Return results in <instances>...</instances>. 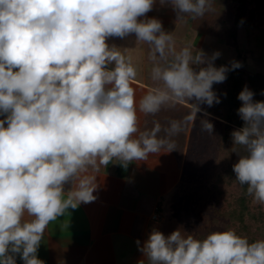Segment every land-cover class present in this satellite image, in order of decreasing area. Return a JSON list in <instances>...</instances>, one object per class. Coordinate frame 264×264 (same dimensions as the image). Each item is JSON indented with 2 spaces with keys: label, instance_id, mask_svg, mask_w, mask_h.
<instances>
[{
  "label": "clouds",
  "instance_id": "1",
  "mask_svg": "<svg viewBox=\"0 0 264 264\" xmlns=\"http://www.w3.org/2000/svg\"><path fill=\"white\" fill-rule=\"evenodd\" d=\"M155 3L0 0V264H16L17 255L23 264H45L37 253L49 224L97 199L90 169L175 149L169 138L180 133L181 122L170 121L164 137L158 122L137 136L138 111L155 114L195 100L185 118L192 120L200 104L220 102L213 85L230 70L214 65L220 53L208 57L195 48L194 54L190 46L175 51V38L160 20L140 19ZM160 3H169L180 21L204 17L213 0ZM130 34L150 46L151 79L162 84L138 102L136 68L107 43ZM240 67L233 62L231 70ZM253 97L247 86L238 95L244 126L231 136L244 154L234 148L239 158L232 168L247 195L264 206V101ZM213 128L201 121L202 131ZM140 251L147 264H264V239L250 242L232 229L203 239L182 229L169 235L153 229Z\"/></svg>",
  "mask_w": 264,
  "mask_h": 264
},
{
  "label": "crops",
  "instance_id": "2",
  "mask_svg": "<svg viewBox=\"0 0 264 264\" xmlns=\"http://www.w3.org/2000/svg\"><path fill=\"white\" fill-rule=\"evenodd\" d=\"M213 1L223 3L222 0ZM160 4V1L156 0L153 9L146 17L140 19L156 18L161 21L163 30L172 32L174 36L177 31L176 24L179 23L177 13L173 8L170 9L172 6L169 3ZM222 9L219 17L222 15ZM187 19L190 21L186 36L189 35L190 38L182 43L175 41V48L191 44L202 50L195 44L199 35L197 26L192 27L195 19ZM252 26L256 32L257 24ZM201 27L208 34L203 24ZM131 36L136 43L134 51L128 50L125 43L121 45L119 40L112 43L109 38L107 43L119 47L136 68L137 76L132 81V86L138 102L156 86L151 79L153 61L150 58V46L137 42L135 34ZM250 43V39L245 41L246 45ZM248 53L250 54L247 55L244 65L255 63L254 53ZM259 63L264 64L263 61ZM250 72L264 74V69ZM179 102L188 105L186 102ZM158 113L145 114L138 111L137 136L153 129L156 124L153 123L154 118ZM166 123H160L161 128H167L168 120ZM170 140L175 143L174 138L170 137ZM174 145L176 147L173 151L168 152L164 148L160 152L149 154L146 160L132 161L129 164L113 160L108 166L98 165V170L90 169L86 174L95 177L97 189L94 195L97 199L91 203H81L76 209L70 208L64 216L51 222L39 246L38 258L45 264H147L140 247L147 240L149 233L156 229L165 235L168 234L165 222H162V219L154 220L153 214L159 210L163 218L164 203L186 180L184 164L187 143L184 149H179L177 143ZM70 187L71 185H66L65 190ZM137 241L140 242L139 245ZM16 264H23L19 255L16 256Z\"/></svg>",
  "mask_w": 264,
  "mask_h": 264
},
{
  "label": "trees",
  "instance_id": "3",
  "mask_svg": "<svg viewBox=\"0 0 264 264\" xmlns=\"http://www.w3.org/2000/svg\"><path fill=\"white\" fill-rule=\"evenodd\" d=\"M259 6L260 0H230L224 10L226 13L217 19L209 20L204 28L210 36L225 40L232 46L240 48L241 42L244 41V23L254 20ZM185 46H190L194 54L195 50L198 49L194 45L184 44L179 48L176 47L175 51H179ZM239 48L236 53L239 58L236 62H240L242 67L231 70L233 62L219 58L214 61L217 68L227 66L230 69L227 72V79L223 83L213 85V91L220 99L219 103H214L211 107L199 105L201 110L196 114V117L192 120H186L185 118L193 112L191 104L196 103V101H183L188 105L177 101L171 106L162 107L153 123L163 124L167 120L168 122L173 120L181 122L182 130L171 138H174V144L177 143L179 149H184L187 143V151L192 153V156L190 153L185 158V179L188 178L187 175H192L193 169H196L198 174L202 173L206 176L209 173L210 176L214 175L213 163L219 162L218 153H220V149L225 148L224 150L229 154L231 161H223L221 173L218 174L219 176L211 186L212 189L219 191L222 188L221 192L224 197L220 201L216 199L218 198L217 195L213 203L211 202V207L219 212L221 218L227 221V226L221 231L232 229L238 235L247 237L251 242L264 239V206L254 202L252 197L247 195V186H242L235 180L232 166L239 157L233 150L234 148L238 149L241 154L244 152L239 146L233 145L231 133L244 126V121L238 115V109L242 105L238 95L243 88L247 86L254 93V101L264 100V74H255L244 68L246 59L243 55L244 51L239 50ZM205 54L208 57L212 56ZM171 57L172 54L169 53V59ZM153 84L156 87H162L160 82L154 81ZM202 120H208L213 124L212 133L201 130ZM164 129L161 128L160 136L166 135Z\"/></svg>",
  "mask_w": 264,
  "mask_h": 264
},
{
  "label": "rangeland",
  "instance_id": "4",
  "mask_svg": "<svg viewBox=\"0 0 264 264\" xmlns=\"http://www.w3.org/2000/svg\"><path fill=\"white\" fill-rule=\"evenodd\" d=\"M222 1V4L213 1L212 11L206 13L202 18L195 19L192 27L197 26L196 28L199 30V35L195 39V44L199 45L202 50L207 51L208 53L213 54L215 52H219V59L227 62H236L239 58V56L237 57L236 55L239 47L236 48L225 40H220L206 34L201 27L202 24L205 26L209 20L219 18L218 14L222 8V14L224 15L226 13L224 10L230 0ZM170 9H172V7H170ZM189 21L190 20L188 19H184L180 20L179 23L176 24L177 31L174 35L176 42L182 43V41L190 38L189 35L186 36ZM255 23L258 28L256 32L252 26ZM244 27V41L241 42L239 50L244 51L243 55L245 56V59L248 57L247 55L250 54L248 52H251V54L254 53L253 57H255V63L249 62V64L244 65V68L250 71H258L260 68L264 69V64L259 63L262 61L264 62V0H260V6L254 20L252 22H245ZM247 39H250V45L245 44ZM110 40L112 43L119 40L121 41V45H124L125 43L128 47L127 49L130 51H134V49H136L134 47L136 43H134L135 40L132 38L131 34L123 39L112 37ZM130 46H132V48ZM202 105L207 104H200V106ZM224 149H220L221 154L217 152L219 162H216V164L213 163L212 170L214 175L210 176L209 173H207L208 175L205 176L202 173L198 174V171L193 169L192 175L190 174L175 194L164 203L163 218L160 220L165 222L164 224L168 233L167 235L172 233L174 230L182 229V231L185 232V235L191 234L197 239H203L207 234L214 231H221L225 228V226H227L226 219L221 218L219 212L215 211L211 207V202L213 203L214 198H216L217 195L218 198L216 199H219L220 201L223 199L222 197H224L221 192L222 188L219 191L214 190L211 187L217 176H219L218 174L221 173L223 163L230 160L229 154ZM190 153L191 151H187V157Z\"/></svg>",
  "mask_w": 264,
  "mask_h": 264
},
{
  "label": "built area",
  "instance_id": "5",
  "mask_svg": "<svg viewBox=\"0 0 264 264\" xmlns=\"http://www.w3.org/2000/svg\"><path fill=\"white\" fill-rule=\"evenodd\" d=\"M161 213H160V211L159 210H156L155 212H154V214H153V219L154 220H160L161 219Z\"/></svg>",
  "mask_w": 264,
  "mask_h": 264
}]
</instances>
